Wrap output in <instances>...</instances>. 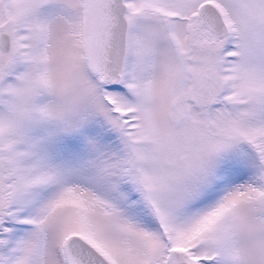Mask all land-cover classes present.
I'll use <instances>...</instances> for the list:
<instances>
[{"label": "snow or ice", "instance_id": "6c2138e0", "mask_svg": "<svg viewBox=\"0 0 264 264\" xmlns=\"http://www.w3.org/2000/svg\"><path fill=\"white\" fill-rule=\"evenodd\" d=\"M0 264H264V0H0Z\"/></svg>", "mask_w": 264, "mask_h": 264}]
</instances>
